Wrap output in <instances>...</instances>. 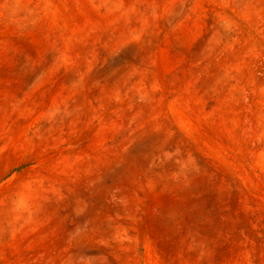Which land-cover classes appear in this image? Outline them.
Here are the masks:
<instances>
[{
	"label": "rangeland",
	"instance_id": "rangeland-1",
	"mask_svg": "<svg viewBox=\"0 0 264 264\" xmlns=\"http://www.w3.org/2000/svg\"><path fill=\"white\" fill-rule=\"evenodd\" d=\"M0 264H264V0H0Z\"/></svg>",
	"mask_w": 264,
	"mask_h": 264
}]
</instances>
